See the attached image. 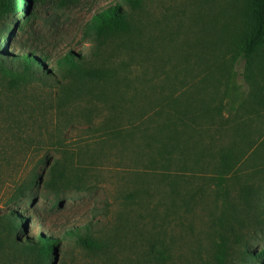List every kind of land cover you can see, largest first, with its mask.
Returning a JSON list of instances; mask_svg holds the SVG:
<instances>
[{"label":"rangeland","instance_id":"1","mask_svg":"<svg viewBox=\"0 0 264 264\" xmlns=\"http://www.w3.org/2000/svg\"><path fill=\"white\" fill-rule=\"evenodd\" d=\"M16 2L0 57L28 47L53 77L0 78V264H264V47L238 54L246 1ZM109 5L129 30L95 46L85 27ZM68 51L80 75L54 65ZM38 237L58 241L47 258L19 242Z\"/></svg>","mask_w":264,"mask_h":264},{"label":"trees","instance_id":"2","mask_svg":"<svg viewBox=\"0 0 264 264\" xmlns=\"http://www.w3.org/2000/svg\"><path fill=\"white\" fill-rule=\"evenodd\" d=\"M72 1L64 0V3L67 5L72 3ZM245 1L248 9V28L241 32L237 48L238 54L244 60L245 65H251L255 56L259 55L264 47V0ZM124 2L131 8H137L141 0H124ZM19 7L20 4L16 0H0V21L8 14L14 15L15 9ZM24 15L26 16L25 22L16 27L18 30H22L29 20L26 10H24ZM128 18V12L120 5H109L92 16L90 22L85 27V36L90 37L91 43H94L95 46H101L106 40L125 34L129 30ZM0 36L5 37V34L1 33ZM27 48L22 49L21 51L26 50V53L20 55L1 53L0 78L9 86L24 84L32 79L42 80L53 77V73L45 68V64L48 63V57L39 56L34 50H27ZM257 62L258 69L262 72L264 70L263 59L257 60ZM82 63H84L83 58L79 54L68 51L57 58L54 65L63 76H67L73 74L80 75ZM24 222L21 218L16 217L14 227L17 228L18 225L23 226ZM66 233L77 237L78 243L82 245L89 246V244H93L88 237L81 238L78 232L69 230ZM19 242L22 246H27L29 247L28 249L36 251L42 258H47L58 245L56 238L45 239L38 237L35 242L32 241L28 244H25V239ZM225 250V247L221 245L220 255L224 256ZM156 253L161 255L159 250H156ZM252 255L253 253L250 252L245 253V256ZM257 255L260 257L262 253L260 252ZM258 257L256 256L255 258Z\"/></svg>","mask_w":264,"mask_h":264}]
</instances>
